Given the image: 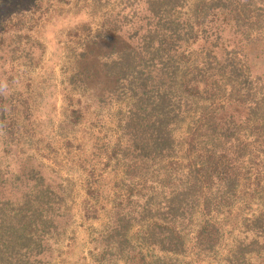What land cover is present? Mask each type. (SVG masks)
Here are the masks:
<instances>
[{"label":"trees","instance_id":"obj_1","mask_svg":"<svg viewBox=\"0 0 264 264\" xmlns=\"http://www.w3.org/2000/svg\"><path fill=\"white\" fill-rule=\"evenodd\" d=\"M139 1L145 25L134 31L136 45L109 56L101 69L87 63L85 48L69 76L72 89L105 79L93 101H127L122 156L130 195L114 207L109 234L124 240L134 217L153 210L143 202L148 188L165 183L168 197L157 206L144 244L183 254V225L198 211L192 246L210 254L221 239L217 218L234 199L249 195L244 204L257 208L264 199V0ZM69 109L70 119L81 120L83 107ZM182 127L186 165L177 147ZM43 169L29 164L11 175L21 195L0 193V264H49L51 241L70 223L63 187ZM6 184L0 174V189ZM246 231L250 239L237 244L226 264H264V201ZM127 251V264H145L142 252Z\"/></svg>","mask_w":264,"mask_h":264},{"label":"rangeland","instance_id":"obj_2","mask_svg":"<svg viewBox=\"0 0 264 264\" xmlns=\"http://www.w3.org/2000/svg\"><path fill=\"white\" fill-rule=\"evenodd\" d=\"M195 1L186 0L188 5ZM143 16L139 0H0V174L7 181L0 193L3 198L21 195L20 189L13 190L11 175L29 164L43 166L44 175L61 184L70 223L51 241L49 264H127L128 246L142 252L145 264H226L237 244L250 239L246 221L264 199L257 208L244 204L249 195H240L217 218L221 239L210 254L192 246L202 219L198 211L183 225V254L144 244L157 206L168 197L165 183L154 191L148 188L143 202L153 210L134 217L124 240L109 234L114 207L130 195L128 162L122 156L127 101H93L102 96L105 79L88 90L72 89L69 76L85 48L87 63L101 69L109 56L136 45L133 35L145 25ZM70 107L85 110L76 123ZM184 136L182 127L177 138L181 165L187 164Z\"/></svg>","mask_w":264,"mask_h":264}]
</instances>
